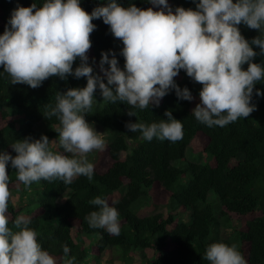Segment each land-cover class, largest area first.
Listing matches in <instances>:
<instances>
[{
    "label": "trees",
    "instance_id": "16d2710c",
    "mask_svg": "<svg viewBox=\"0 0 264 264\" xmlns=\"http://www.w3.org/2000/svg\"><path fill=\"white\" fill-rule=\"evenodd\" d=\"M33 3L41 7L44 0H0V35L18 4L28 7ZM118 3L125 8L134 4L144 10L149 7L158 10L149 0H118ZM168 3L173 12L176 7L196 8L193 0H168ZM104 4L106 0H81L80 6L90 14ZM92 23L96 28L90 34L91 48L87 55L94 73L103 75L99 62L101 53L108 50L116 54L123 69L122 41L112 35L102 18ZM238 27L249 41L260 35L258 30L243 23ZM253 47L259 52L258 47ZM254 62H264V57L257 56ZM79 63L77 58L73 69ZM242 67L246 69L247 65ZM0 73V151L14 156L12 143L46 135L50 143H57L55 152L71 157L59 146V120L55 116L47 119L44 113L49 111V105L55 106L59 93L85 87L86 78L68 76L62 80L52 76L33 89L27 84H12L2 66ZM174 79L180 88L187 87L200 103L201 84L184 70ZM255 89L264 91V81L255 85L254 93ZM95 97H101L99 89ZM253 103L257 110L249 117L213 127L197 121L191 101L179 100L174 90L161 99L159 106L151 105L144 110L119 102L96 106L89 120L107 133L108 143L93 164V177L78 176L71 184L56 179L25 186L9 167L10 194L16 191L25 198L23 206H15L9 197V226L16 230L13 221L17 217L29 218V227L37 232L38 242L57 264L64 262L65 245L70 248L69 258L75 257L74 264H104L100 258L112 248L124 264L130 259L143 264H209L204 257L211 244L232 246L219 237L220 218H223L238 224H234L240 238L238 252L247 264H264V96L254 95ZM128 111L135 112V116H129ZM165 111H171L173 118L181 121V140L146 141L139 131L131 132L126 127L128 122L150 125L166 120ZM17 121H20L18 127ZM39 125L44 127L43 131L37 130ZM191 142L197 144L206 161L188 160L186 152ZM122 191L124 195L112 203L115 193ZM97 196L107 199L118 210L119 236L89 227L86 217L97 210L90 201ZM146 206L165 208L167 215L154 213L140 217ZM177 210L182 212L180 216ZM212 233L215 238L209 239ZM84 239L88 244H84ZM147 252L151 253L150 258Z\"/></svg>",
    "mask_w": 264,
    "mask_h": 264
},
{
    "label": "clouds",
    "instance_id": "9594fccd",
    "mask_svg": "<svg viewBox=\"0 0 264 264\" xmlns=\"http://www.w3.org/2000/svg\"><path fill=\"white\" fill-rule=\"evenodd\" d=\"M193 2L195 10L176 7L173 12L168 0H149L156 11L134 4L125 8L118 0H106L89 14L80 6L81 0H44L41 7L36 3L28 7L18 4L11 12L0 35V66L12 84H27L35 89L52 76L62 80L83 77L87 84L59 93L55 106L49 105V111L44 113L47 119L55 116L59 120V146L71 157L50 150L46 135L12 143L14 156L0 151V264H57L38 242L37 232L29 227V218L17 217L13 221L16 230L9 226L8 168L16 171L18 181L25 186L40 180L59 179L71 184L78 176L91 179L94 165L84 154L105 147V141L85 119L97 89L104 101L139 110L159 106L173 90L179 100L192 101L191 91L180 88L174 79L184 70L202 85L200 103L192 111L200 123L225 126L257 110L253 97L264 96V91L255 89L254 93V88L264 81V62L256 63L254 59L264 57V0ZM100 18L122 41L120 55L125 60L121 69L112 50L102 52L99 65L103 75L94 73L87 55L90 34L96 28L92 21ZM241 23L258 30L260 35L247 40L238 27ZM77 58L80 63L73 69ZM128 115L135 116V112L128 111ZM164 116L166 120L150 125L128 122L126 127L131 132L139 131L146 141L181 140V121L173 118L171 111H165ZM78 154L83 158L77 159ZM90 203L97 210L86 217L89 227L119 236L118 210L99 196ZM69 252L65 245L63 264H74L75 257L69 258ZM204 258L209 264H247L234 246L224 243L211 244Z\"/></svg>",
    "mask_w": 264,
    "mask_h": 264
},
{
    "label": "rangeland",
    "instance_id": "374dc122",
    "mask_svg": "<svg viewBox=\"0 0 264 264\" xmlns=\"http://www.w3.org/2000/svg\"><path fill=\"white\" fill-rule=\"evenodd\" d=\"M96 100L94 101V104L92 106V108L85 114V117L88 119H86L87 122H89L90 124L93 125V127L95 128V130L98 132V134L102 137V139L105 141V146L107 145L108 143V140L106 137H108V135H106L107 133L104 132L103 130L99 129L97 126H95V124L90 121V117H92L93 115V112H94V108L96 106H103L107 101H104L102 99V97H95ZM194 99L191 101L192 103V106L195 108L196 105L199 103L198 102V99L193 97ZM19 122L20 121H17L16 123V127H18L19 125ZM37 130L39 131H43L44 130V127L42 125H39L37 127ZM57 143L56 142H53V143H50L49 147H50V150H52L54 153L55 150L54 148L56 147ZM105 149V147H104ZM103 150H93L87 154H84L86 155V158H87V161L91 164H95L96 161L98 160V157H99V152H102L104 151ZM71 154V153H70ZM72 155V154H71ZM186 156L188 158V160L190 162H204L206 161V156L201 154L200 151H199V148L197 146V144L195 142H191L188 149H187V152H186ZM77 159H82L83 156L81 155H77L76 156ZM125 191H122V192H116L115 195H114V198H113V201L112 203H115V201L119 200L123 195H124ZM10 197H11V201L13 203V205L15 206H23L25 204V198L24 197H21L20 194L16 191H12L11 194H10ZM179 212L178 216H180L182 214V212H180L179 210H177ZM136 213H138L136 211ZM154 213H161V214H164V215H167L166 213V209L165 208H162V209H155L153 206H146L144 207L141 212H140V217H146V216H150ZM186 217V215H185ZM186 221V219H185ZM220 222H221V227L219 229V237L221 239H226L228 240L232 246H234L236 248V250L238 251L239 250V243H240V238L238 235H236V230L234 228V224L236 226H238L237 223H230L228 221H226L225 219L223 218H220ZM215 238V235L214 233H212L210 235V238ZM84 244H88V240L87 239H84ZM147 255L148 257L150 258L151 256V253L147 252ZM101 263H104L106 264V262L110 261L111 264H124L123 262L120 261L119 259V254L115 251V249H109L107 250L102 256H101ZM128 264H143L141 261L139 260H136V261H132L131 259L129 260Z\"/></svg>",
    "mask_w": 264,
    "mask_h": 264
}]
</instances>
